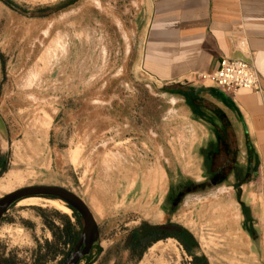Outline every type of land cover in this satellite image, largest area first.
<instances>
[{
    "label": "rangeland",
    "instance_id": "obj_1",
    "mask_svg": "<svg viewBox=\"0 0 264 264\" xmlns=\"http://www.w3.org/2000/svg\"><path fill=\"white\" fill-rule=\"evenodd\" d=\"M149 13L148 0H0V199L30 187L77 196L99 233L77 264H264L237 203L196 192L208 134L184 102L203 84L146 74ZM51 201L8 209L0 264L66 261L83 222Z\"/></svg>",
    "mask_w": 264,
    "mask_h": 264
},
{
    "label": "crops",
    "instance_id": "obj_2",
    "mask_svg": "<svg viewBox=\"0 0 264 264\" xmlns=\"http://www.w3.org/2000/svg\"><path fill=\"white\" fill-rule=\"evenodd\" d=\"M148 3L141 66L149 77L190 83L196 74H213L230 57L253 62L264 91V0ZM202 84L191 91L196 103L187 96L184 102L192 121L208 134L194 150L206 178L196 192L216 191L215 201H227L233 208L237 203L245 232L264 258V101L247 91L231 98Z\"/></svg>",
    "mask_w": 264,
    "mask_h": 264
},
{
    "label": "water",
    "instance_id": "obj_3",
    "mask_svg": "<svg viewBox=\"0 0 264 264\" xmlns=\"http://www.w3.org/2000/svg\"><path fill=\"white\" fill-rule=\"evenodd\" d=\"M31 197H53L54 200L65 203L68 208L80 216L83 222L80 237L63 264H77L82 258L87 257L98 241V228L85 204L77 196L66 190L57 187H30L8 194L0 199V219L14 203Z\"/></svg>",
    "mask_w": 264,
    "mask_h": 264
},
{
    "label": "built area",
    "instance_id": "obj_4",
    "mask_svg": "<svg viewBox=\"0 0 264 264\" xmlns=\"http://www.w3.org/2000/svg\"><path fill=\"white\" fill-rule=\"evenodd\" d=\"M194 81L207 83L231 98L240 91H247L264 101L261 80L253 62L224 57L216 72L213 74H196Z\"/></svg>",
    "mask_w": 264,
    "mask_h": 264
},
{
    "label": "bare ground",
    "instance_id": "obj_5",
    "mask_svg": "<svg viewBox=\"0 0 264 264\" xmlns=\"http://www.w3.org/2000/svg\"><path fill=\"white\" fill-rule=\"evenodd\" d=\"M41 202L39 201V199H29L27 201H25L23 203L24 206H37L39 205ZM50 203V205L60 211H64L65 208L61 205V202L60 201H51V202H48Z\"/></svg>",
    "mask_w": 264,
    "mask_h": 264
},
{
    "label": "flooded vegetation",
    "instance_id": "obj_6",
    "mask_svg": "<svg viewBox=\"0 0 264 264\" xmlns=\"http://www.w3.org/2000/svg\"><path fill=\"white\" fill-rule=\"evenodd\" d=\"M42 198H50V199H52V200L55 199V198H53V197H42ZM174 238H175L177 241L182 242V245H184L183 241H182L179 237L174 236Z\"/></svg>",
    "mask_w": 264,
    "mask_h": 264
},
{
    "label": "trees",
    "instance_id": "obj_7",
    "mask_svg": "<svg viewBox=\"0 0 264 264\" xmlns=\"http://www.w3.org/2000/svg\"><path fill=\"white\" fill-rule=\"evenodd\" d=\"M73 211V210H72ZM172 237H174V236H172Z\"/></svg>",
    "mask_w": 264,
    "mask_h": 264
}]
</instances>
